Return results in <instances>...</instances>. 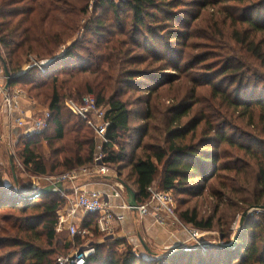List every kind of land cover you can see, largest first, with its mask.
Here are the masks:
<instances>
[{
  "label": "trees",
  "instance_id": "obj_1",
  "mask_svg": "<svg viewBox=\"0 0 264 264\" xmlns=\"http://www.w3.org/2000/svg\"><path fill=\"white\" fill-rule=\"evenodd\" d=\"M200 24L203 33H197ZM0 46L13 76L31 58L44 65V73L34 67L10 85L51 113L49 128L15 144L33 176H59L93 165L94 131L66 105L68 99L93 94L110 123L103 162L124 184L122 176L130 170L139 204L150 199L148 189L159 176L162 190L201 197L214 177L220 184V168L234 174L221 178L224 193L246 208L264 207V141L241 143L239 135L253 137L237 125L243 122L264 134V0H0ZM249 54L254 63L246 67ZM150 60L152 70L142 69ZM152 74L162 82L147 89V126L132 149L131 110L123 98ZM177 85L185 93L171 98L175 107L155 113L159 103L151 105V99L161 100L162 90ZM190 135L193 141L186 143ZM243 160L252 163L256 189L246 187L251 163ZM18 186L14 181L8 189L0 172V264H58L60 254L69 255L72 247L66 244L67 253H60V193L44 194L42 188L25 193ZM178 216L192 228L214 230L215 218L201 217L197 208ZM98 219L89 215L84 227L98 231ZM221 236L230 238L225 231ZM228 246L202 250L190 245L148 254L118 237L97 245L87 264H264V222L246 224L237 245Z\"/></svg>",
  "mask_w": 264,
  "mask_h": 264
},
{
  "label": "built area",
  "instance_id": "obj_2",
  "mask_svg": "<svg viewBox=\"0 0 264 264\" xmlns=\"http://www.w3.org/2000/svg\"><path fill=\"white\" fill-rule=\"evenodd\" d=\"M34 67L39 68L43 73L45 71L41 62L31 58V63L24 67L22 72ZM0 98L3 101L0 115L3 114L7 121L6 131L8 132V134L0 136V142H5L8 145L14 163V158L19 159L15 151L16 139L18 137L31 138L41 134L50 126L51 113L44 109L43 116H38V113L41 112L37 108L38 103L30 99L24 89H6L5 68L1 59ZM66 105L94 131L98 143L94 163L91 167L81 168L59 176L34 177L36 183L40 184L43 181L46 187L51 185L56 187L58 183H62L63 186L66 184L71 185L70 194H66L65 187L63 191H60V194L68 201L66 202L67 206L61 211L57 231L61 233L66 229L73 240H86L92 230L84 227L85 220L89 215H97L99 217L97 221L99 233L105 239L111 240L115 237L120 224L125 219L124 215L116 213V209L127 211L138 219L153 217L162 226L178 221L176 214L177 201L173 192L164 191L157 185H153L148 189L149 200L142 204L138 203V207L135 209L129 206L123 183L117 179V173L103 162L105 158L104 145L109 143L106 134L110 123L106 119L107 109L98 106L96 96L89 94L82 97L80 101L68 99ZM14 131L18 133L16 134ZM17 164L25 171L19 160ZM83 177L108 179L107 184L103 185L109 187V193L87 190V185H78V179ZM114 201H116V205ZM190 234L191 245H195L202 250L209 246V244L201 241L203 232L193 230ZM73 244L76 247L74 253L58 257V264H87L88 259L95 254V247L86 249L87 247L77 246L74 242Z\"/></svg>",
  "mask_w": 264,
  "mask_h": 264
},
{
  "label": "rangeland",
  "instance_id": "obj_3",
  "mask_svg": "<svg viewBox=\"0 0 264 264\" xmlns=\"http://www.w3.org/2000/svg\"><path fill=\"white\" fill-rule=\"evenodd\" d=\"M92 7H93V3H92ZM189 9H191V8H189ZM93 11H95V9ZM97 11H98V14H102V13L104 14L106 12L103 9H98ZM201 25L202 24L198 25V32L197 33H203V31H204V30H202L203 26H201ZM91 38L92 37H89V39H91ZM69 45H70V43L67 44L65 47H62L60 52H63L64 49L66 47H68ZM0 50H2L1 46H0ZM206 50L207 49H204L202 51H206ZM237 51H238L239 56H242L245 54V50L241 47L238 48ZM0 52H3V51H0ZM195 53H197V52H195ZM137 54L139 55V52ZM144 55L146 56L145 53H144ZM4 57H5V55H4ZM245 57H247V58H245V59L243 58L244 59L243 61H245L246 67L253 66L254 62H253V60H251L249 58V57H251V55L249 54ZM30 63H28V64H30ZM150 63H151V60L148 61V63H146L144 66H142V69L149 67V70H152V67L148 66ZM28 64H25L23 66V68L26 67ZM153 67H156V65H153ZM151 78L155 81H158V82L154 83L152 80H150ZM150 79L143 80L144 82L142 83V85L139 84L140 85L139 87H135L133 90L127 91L126 92L127 95L123 98V100L127 101L128 107L131 110V132L129 134L131 136V140H129V141L131 143L132 149L138 143L140 136L142 135L143 129L147 126V122H145L143 120L144 117H146L147 111H148V105L146 103V102H148L147 89L152 88L153 86H156V84L162 82L160 80L161 78L158 74H155V75L152 74L150 76ZM162 93H163V98L161 100L157 101L154 97L151 99L152 101L150 103L151 105H155V104L159 103L154 108V111L157 114L160 112H165L168 109H171L172 107H175L174 102L172 101L171 98L177 94L179 96H183L185 93V90L183 88H180V85H177L173 90L170 89L169 87L165 88L164 90H162ZM2 102L3 101L0 98V111L3 107ZM36 102L38 103L37 108L40 109V111L42 112V114H41V112H39L38 116L39 115L43 116V110L44 109L47 110V108L45 107V105L41 101L40 102L36 101ZM3 116H4L3 114L0 115V131L2 130V128H4L3 123L5 121V118ZM161 119H162V116L160 115V120ZM188 120L189 119H186V120H184V122L187 123ZM242 123L243 122H238L237 123L238 127L241 126V129L245 130V132L253 138H247V137L241 138L242 136L239 135V139H241L239 141L241 143H247L246 140H254L253 141V143H254L255 139H258V138L264 141V134H262L260 131H254L251 128H247L246 124H242ZM156 124L158 125V123H155V125ZM1 135H3L2 132H0V136ZM18 138L16 139V142H15L16 145H17L18 140L20 139V138L19 139ZM192 141L193 140L191 139V135H190L187 138L186 143H191ZM242 141H244V142H242ZM249 144H252V143L249 142ZM20 149H22V148H20ZM15 151L17 152V154L19 153L18 148H15ZM229 153L234 154L235 156H238L232 150H230ZM10 160H12V158H11V154H10V150H9L8 145L5 142H0V172L4 175V177L6 179V187L8 189H11L14 181L16 182V184L20 185V187L18 186V188L20 190L24 191L25 193L27 192V188L40 189V188H43L42 186H45V183L43 181H41L40 184L36 183L35 178H34L35 176H33L30 172H28L26 170L24 171L21 167H19V165L17 164V161L19 159L16 160L14 158L13 165H14L15 174H16L15 175L16 180H15L14 176H13L12 166H11ZM15 161H16V163H15ZM226 161L227 160L222 159L221 163H225ZM247 161L250 162V160H247ZM247 161L243 160V162H247ZM226 163H228V162H226ZM129 172H130V170L128 169L123 174L122 178L125 180V182H126L125 184H127L135 192H137V189L133 183L134 179H132V177H129ZM61 175H63V174H61ZM216 176H219L218 179H219L220 184L218 185V182L216 184V180H214V178H216V177H214L209 182V184L207 185V188L201 197H190V196H187L186 194H183L181 192H176L174 197H175V200L177 201V203H176L177 204L176 214L178 217V221H175V222L173 221L172 224H169L166 226H162L159 223H158V225L165 228V229H170L169 231H173L174 233L184 232V233L188 234L189 236H191L190 232L193 230H198V229L192 228V226L186 225L184 222H182L178 216V212L181 213L182 211L187 210V209L197 208L201 217H207V218L213 217V218H215L214 230L205 231V232L199 230V231L203 232V237L201 238V241L206 243V244H209V246L211 247V246H215V245H219V246L230 245V244L234 243L233 242L234 238L236 237V235L241 233L243 227H245L246 224L264 222V209H262V207L246 208V206H244L243 204H241L238 201L236 196L231 195L229 192H225V193L223 192V190H222L223 188L221 186V178L224 181H226V179H228L230 177H234L233 173L228 174L226 172H220V168H219V170L216 171ZM17 179H19V180H17ZM108 181L109 180H104L102 177H99V178H97V177H95V178L94 177L84 178L83 177V178L78 179V185H82V184L85 185L86 183H90V184H92L91 189H95V188H97L96 186H99V184L105 185V184H107ZM159 182H160V176L158 177V179L155 183V185H157L158 187L160 186ZM245 183L247 184V186H246L247 188H249L251 190L256 189L255 174H254V168L252 166V163L249 166V174L247 176H245ZM65 186H66V188H65L66 194H70L71 185L66 184L63 187H65ZM87 186L89 188V184ZM213 191L218 192V194H215ZM58 193H60V192H58ZM251 195H253V194H251ZM61 198L64 201V205H63V209H64L67 206L66 202L68 200L66 198H64L62 195H61ZM114 204H116V201H114ZM3 212H6L7 214L13 213L7 209L3 210ZM244 214H247V218L245 219L244 224L241 227L240 222H241V219H242ZM133 224H135V225L133 227V231L128 233V234H130L129 236L128 235H126V237L121 236L122 230H120L119 234H118V231H119L118 230L115 237L113 239L111 238V240L105 239V237L101 233H99V231H92L86 240H81V242L83 244H81L82 246H80V247H87L86 249H91V248L95 247V249H96L97 245L105 243L107 241L113 242L119 237V238H124L125 240H127L128 244L133 247L134 251H139L140 253H146V250L144 249V247L140 241V237H141L142 240L144 241V243L152 251H154L156 253L163 254V253H167L168 251L172 250V249L167 250L168 248L158 249L155 247V244L152 243V241H150L148 239L149 235L146 234L145 231L143 230V226L145 225L144 219L134 220ZM221 231H225V233L230 237L228 239V241L223 240V238L221 236ZM58 235H59V241H60V244H59L60 253H64L67 251V250H65V247H64L66 244H70L72 246L67 252L74 253V251L76 250V247H74L73 242L77 246H79L80 242H78L77 240L76 241L73 240L71 238L68 230H66V229H64L63 232L59 233ZM124 248H125L124 246L119 247L120 252H122L124 250ZM60 255H63V254H60ZM17 262H18V260H8V262L5 264H17Z\"/></svg>",
  "mask_w": 264,
  "mask_h": 264
},
{
  "label": "crops",
  "instance_id": "obj_4",
  "mask_svg": "<svg viewBox=\"0 0 264 264\" xmlns=\"http://www.w3.org/2000/svg\"><path fill=\"white\" fill-rule=\"evenodd\" d=\"M3 124H4L3 125L4 128H2V130L0 132H2L3 134H8V132L6 131V126H7L6 119H5ZM14 133L17 134L18 132L14 131ZM88 184H89V188H88V186H86L87 190L103 191V192H107V193H109V191H110L109 187L104 186V185L99 184V186H96L97 188L91 189L92 184L86 183L85 185H88ZM82 185H84V184H82ZM65 188H66V186H65ZM116 213L125 216L123 223H121L119 226L120 228L118 229L119 230L118 234H119L120 230H122L121 236H124V237H126V235L129 236L130 234H128V233L133 231V227L135 225V224H133V221L137 220L138 218L133 216L131 213L124 211V210H121V209H116ZM144 222H145V225L143 226V230L145 231L146 234L149 235L148 239L150 241H152V243H154L155 247L158 249L168 248L167 250L172 249L168 252H174L180 248H184V247L190 246L192 244L191 240H190V236L188 234H186L184 232L174 233L173 231H169L170 229H165V228L159 226L153 217L145 218Z\"/></svg>",
  "mask_w": 264,
  "mask_h": 264
},
{
  "label": "water",
  "instance_id": "obj_5",
  "mask_svg": "<svg viewBox=\"0 0 264 264\" xmlns=\"http://www.w3.org/2000/svg\"><path fill=\"white\" fill-rule=\"evenodd\" d=\"M0 59L2 60L3 64H4V68H5V76H6V89H9L10 88V85L13 81L14 78H16L17 76H20L22 74H24L25 72H21L15 76H13L11 74V72L9 71V68L8 66L6 65V63L4 62L3 58L0 56ZM10 163H11V166H12V172H13V176H14V179L16 180V174H15V168H14V165H13V161L10 160ZM124 187L126 189V194H127V197H128V202H129V206L133 209L137 208L138 207V202H137V192H135L131 187H129L128 185L124 184ZM64 190V187H63V184L62 183H58L55 186L51 185V186H47V187H44L40 190L41 193H44V194H47V193H53V192H60V191H63ZM262 209H264V207H262ZM247 218V214H244L242 219H241V222H240V226L242 227V225L244 224V221L245 219ZM238 235H236V237L234 238V243L230 244L228 247L230 248H233L237 245V240H238ZM140 241L144 247V249L146 250V252L148 254H152V251L150 250V248L144 243V241L142 240V238L140 237ZM177 252V251H175Z\"/></svg>",
  "mask_w": 264,
  "mask_h": 264
}]
</instances>
